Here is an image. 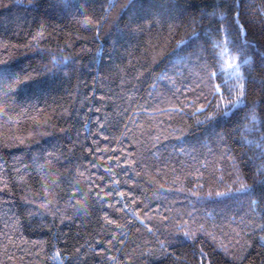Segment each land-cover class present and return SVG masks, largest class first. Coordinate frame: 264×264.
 <instances>
[{
	"label": "trees",
	"instance_id": "obj_1",
	"mask_svg": "<svg viewBox=\"0 0 264 264\" xmlns=\"http://www.w3.org/2000/svg\"><path fill=\"white\" fill-rule=\"evenodd\" d=\"M0 72V264H264V0H0Z\"/></svg>",
	"mask_w": 264,
	"mask_h": 264
},
{
	"label": "snow or ice",
	"instance_id": "obj_2",
	"mask_svg": "<svg viewBox=\"0 0 264 264\" xmlns=\"http://www.w3.org/2000/svg\"><path fill=\"white\" fill-rule=\"evenodd\" d=\"M219 31V30H218ZM228 35L230 36L231 33H228ZM233 47H235V45H233ZM213 57L216 58L215 56V49L213 50ZM245 63H247V61H245ZM229 68H232L233 69V72H232V75L237 79V80H242L243 77L241 76V73H240V65L238 64H229ZM5 73L4 72H0V87H3V81L5 79ZM11 77V76H9ZM31 78L29 77L28 79L24 80L23 81V85H26V83L30 80ZM11 89H9L10 91ZM29 90H31V88H29ZM219 90H220V86H217V94L219 95ZM225 90L228 91L229 95L231 96L232 95V92L235 90V91H238L239 93V96L237 99L233 100V101H230V104L228 106V108L225 110L224 112V117L223 118H228V116L230 115V113L233 112L234 109L236 108H239L240 106L245 105V102H244V99L243 97L245 96V85L243 82L239 83L238 85V88L237 89H229L227 87H225ZM20 95H23L24 94V89L21 88L20 90ZM198 111H202V110H198ZM254 118V117H253ZM242 191H246V192H249L251 193V190H247V189H242ZM118 195L120 197H123V193H118Z\"/></svg>",
	"mask_w": 264,
	"mask_h": 264
},
{
	"label": "rangeland",
	"instance_id": "obj_3",
	"mask_svg": "<svg viewBox=\"0 0 264 264\" xmlns=\"http://www.w3.org/2000/svg\"><path fill=\"white\" fill-rule=\"evenodd\" d=\"M231 64H232V62H231Z\"/></svg>",
	"mask_w": 264,
	"mask_h": 264
}]
</instances>
